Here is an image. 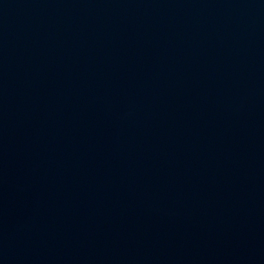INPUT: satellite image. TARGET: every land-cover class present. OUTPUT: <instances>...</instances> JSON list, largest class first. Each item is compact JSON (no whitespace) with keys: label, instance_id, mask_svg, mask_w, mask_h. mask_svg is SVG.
Returning a JSON list of instances; mask_svg holds the SVG:
<instances>
[{"label":"water","instance_id":"1","mask_svg":"<svg viewBox=\"0 0 264 264\" xmlns=\"http://www.w3.org/2000/svg\"><path fill=\"white\" fill-rule=\"evenodd\" d=\"M0 264H264V0H0Z\"/></svg>","mask_w":264,"mask_h":264}]
</instances>
